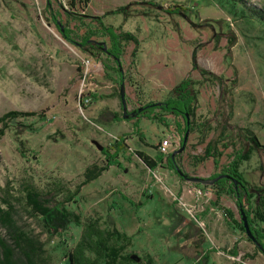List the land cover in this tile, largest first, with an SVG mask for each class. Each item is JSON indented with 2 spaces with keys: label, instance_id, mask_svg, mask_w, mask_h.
Returning a JSON list of instances; mask_svg holds the SVG:
<instances>
[{
  "label": "rangeland",
  "instance_id": "rangeland-1",
  "mask_svg": "<svg viewBox=\"0 0 264 264\" xmlns=\"http://www.w3.org/2000/svg\"><path fill=\"white\" fill-rule=\"evenodd\" d=\"M70 1L0 0V117L14 111L46 115L37 130L23 135L37 158L21 156L14 131L0 142V206L6 187L16 196L27 183L39 190L56 180L77 187L88 167H107L109 159L100 147L110 148L112 155L116 140L125 138L120 165L109 166L82 187L72 208L84 218L103 221L111 214L117 227L133 237L131 251L140 257L150 254L156 264H264L260 247L232 225L227 211L236 221L242 219L236 200L218 196L213 186L187 182L175 170L177 166L189 177L212 179L241 148L242 129L250 130L264 146V24L224 0H90L87 6L75 8ZM248 1L264 9V0ZM49 4L60 22L74 30L79 21H67L68 10L76 19L83 16L86 25L124 6L134 14L140 9L145 13L104 20L117 30L134 33L141 42L135 65V45H126L120 71L129 113L147 107L136 119L115 122L123 115L122 83L119 73L107 68L118 69L117 65L106 55L99 56L100 62L65 40L61 23L55 24L47 13ZM85 31L81 27L80 34ZM93 39L110 47L108 38ZM201 71L223 79V88ZM185 79L200 83L197 125L213 120L216 128L220 94H225L226 102L232 100L228 123L234 138L218 140L214 131L188 130L186 148L177 153L186 134L185 120H177L178 129H170L144 117L148 107L169 98ZM90 94L98 95L97 100ZM153 113L160 115L157 110ZM170 136L177 141L168 155H160L158 145ZM215 141L223 153L217 168L213 158L205 157L206 148ZM136 151L155 159L157 167L147 168ZM169 159L175 161L174 168ZM240 170L250 183L264 184V151L254 152ZM188 185L211 188L213 206L221 215L214 223L207 225L202 220L205 207L182 192ZM17 221L44 244L49 264H67L60 240L49 239L41 224L20 207ZM75 233L73 243L79 238V231ZM0 234L9 240L1 226Z\"/></svg>",
  "mask_w": 264,
  "mask_h": 264
},
{
  "label": "trees",
  "instance_id": "trees-1",
  "mask_svg": "<svg viewBox=\"0 0 264 264\" xmlns=\"http://www.w3.org/2000/svg\"><path fill=\"white\" fill-rule=\"evenodd\" d=\"M224 1L230 4L235 10H240L244 15L264 24L263 8H257L248 0ZM89 3L90 0L70 1V5L73 8L78 4L87 6ZM47 13L55 24L60 22V15L54 12L50 4ZM65 13L67 21H79V27L76 30L60 22V27L64 29L62 37L76 46L77 49L93 56L100 62H103L99 57L100 55H106L107 60L112 58L118 69L113 67H108L107 69L111 72H118L121 78L119 64H121V59L125 53V47L129 43H134L135 48L132 53V65H135L139 54V45L141 44L137 35L108 26L104 23V20L109 16L116 15L124 17L144 16L145 13L141 9L134 14L129 10L128 6L120 7L115 11L107 13L104 17H94L92 20L93 23L87 25L84 23V19H82L84 18L83 16H81L82 18L76 19L75 13L69 10ZM81 27L86 29L82 35L80 34ZM96 37L108 38L110 40L108 53L99 51L97 45L89 44V40H94L93 38ZM194 68H198L196 60H194ZM79 69L83 74L84 68L79 67ZM201 73L202 75H209L212 78L211 80L218 82L219 86L223 88V79L206 74L204 71H201ZM123 80L121 78L122 84L124 82ZM199 85L200 83L194 82L192 79L183 80L175 87L169 98L161 102V106L148 107V110L144 113V117L149 119L153 124H160L170 129L173 127L178 129L176 122L182 118L185 120L184 132L188 130L198 133H202V131H205L204 133L214 131L217 134L218 140H222V137L226 139L234 138L235 136L229 135L230 126L228 123V120L232 117V100L226 102L224 100L225 94H220L219 111H221V117L220 115L218 116L220 117V121H218L219 118L215 120L219 122L216 128L212 126L213 120H206L197 125V121L194 118L196 117L199 103ZM89 96L94 100L98 98L96 94H90ZM155 110L159 111L160 115L157 113L154 114L153 112ZM167 115L171 116L172 119H168L166 117ZM32 117H36L37 119L30 121ZM45 119L46 115L44 113L14 111L3 114L0 117V142L8 131H14L17 150L21 156L26 159L37 158L35 157L37 154L36 151L29 147L28 141L23 135L37 130L39 124ZM131 120H124L122 115L121 120L118 118L115 122H129ZM240 131L244 132L243 139H241L244 143L240 142L242 144L241 148L235 151L232 161L223 167L219 174L213 176L214 178L221 174L230 175L239 182L237 189L234 182L228 179L220 180L212 189L216 190L218 196L223 194L236 200L240 211L242 209L247 216L248 224L254 238L262 247L261 249L258 248V251L264 255V184L258 186L250 183L240 170L243 163L249 161L254 152L264 151V146L261 145L258 137L250 130L242 129ZM124 141L125 138L116 140L113 146L115 151L112 155H109L110 148L101 146L100 152L102 156L109 159L107 167H100L99 165L88 167L83 174V182L75 188L68 187L67 184L60 180L49 183L44 190L36 189L27 183L22 188L20 195L16 196L6 187L3 190L5 194L3 206H0V226L6 231L9 240L0 234V264L50 263V257L46 256L44 244L37 237L28 234L20 228L17 221L19 207L29 218L41 224L44 233L47 234L49 239L57 237L60 240V244L64 248V256L67 264H156L150 254L140 257L131 251L134 245L133 237L127 235L117 227L111 214H108L104 221L99 218H84L81 213L71 207L72 204L77 203L76 199L82 187L97 180L109 166L120 165L119 159L125 152ZM217 144V141L210 143L205 151V157L213 158L216 168L219 167V158L223 155L222 152L218 151ZM135 155L150 170H154L157 167V161L146 153L136 151ZM169 162L171 163V167L174 168L175 161L169 159ZM227 212L235 229L246 233L242 219L236 221L233 214L230 211ZM75 230L79 231V238L73 243L76 239ZM72 243L73 246L71 245Z\"/></svg>",
  "mask_w": 264,
  "mask_h": 264
},
{
  "label": "water",
  "instance_id": "water-1",
  "mask_svg": "<svg viewBox=\"0 0 264 264\" xmlns=\"http://www.w3.org/2000/svg\"><path fill=\"white\" fill-rule=\"evenodd\" d=\"M89 43H95V44L99 45L100 47H102V51L104 53H108V48H107L106 43L98 42V41H95V40H89ZM118 62H119V60H118ZM119 65H120V70H121V64H119ZM120 98H121V103H122L123 119L124 120L136 119L139 114H141L145 109H147V107H145V108L143 107V108H139V109L129 113V110H128V107H127L126 91H125L124 84L121 85ZM157 105L161 106V103H158ZM186 117L188 119L187 115H186ZM189 134H190V132L187 131L186 134L184 135V137H183V145H182L181 149L177 153H181V152H183L185 150L187 142H188ZM177 153H174L172 155V158H174L175 154H177ZM175 170H176L177 174L181 178H183L185 181L190 182V183H195V184H201L203 186L212 187V186H214L216 183H218L222 179L232 180L234 182V184L236 185V189H237V186L239 184V182L236 179L232 178L230 175L221 174V175H219V176H217L215 178L206 179V178H199V177H189L184 172H182L180 170V168H178L177 166L175 167ZM241 217H242V222H243L244 230L246 232L247 237L249 239H251L258 247L262 248L260 246V244L254 238V236H253V234H252V232L250 230L249 224H248L247 216H246L245 212L242 209H241Z\"/></svg>",
  "mask_w": 264,
  "mask_h": 264
},
{
  "label": "crops",
  "instance_id": "crops-1",
  "mask_svg": "<svg viewBox=\"0 0 264 264\" xmlns=\"http://www.w3.org/2000/svg\"><path fill=\"white\" fill-rule=\"evenodd\" d=\"M155 160V159H154ZM156 161V160H155ZM155 172V171H154ZM171 175L168 173V177ZM177 182V181H176ZM175 183V180H174ZM178 187L180 186L179 183H176ZM184 189L182 192L185 193L186 191L189 194V198L192 197V199L197 201V204H202L203 207H205V213L202 212L204 215H202V220H205L207 225H210L211 223H214V219L220 218L221 215H219V211L216 209V207L213 206V191H211V188L202 189L201 187H191L188 185V187H182ZM212 200V203L210 201ZM221 201L224 200L223 197L220 198ZM190 202V201H189Z\"/></svg>",
  "mask_w": 264,
  "mask_h": 264
},
{
  "label": "built area",
  "instance_id": "built-area-1",
  "mask_svg": "<svg viewBox=\"0 0 264 264\" xmlns=\"http://www.w3.org/2000/svg\"><path fill=\"white\" fill-rule=\"evenodd\" d=\"M86 103H89V100H86ZM173 137H168L166 139H164L157 147L158 149V153L160 155H168L171 150H172V147H173V144L176 140V137L174 136V138L172 139ZM176 200V198H175Z\"/></svg>",
  "mask_w": 264,
  "mask_h": 264
},
{
  "label": "bare ground",
  "instance_id": "bare-ground-1",
  "mask_svg": "<svg viewBox=\"0 0 264 264\" xmlns=\"http://www.w3.org/2000/svg\"><path fill=\"white\" fill-rule=\"evenodd\" d=\"M157 151V150H156Z\"/></svg>",
  "mask_w": 264,
  "mask_h": 264
}]
</instances>
